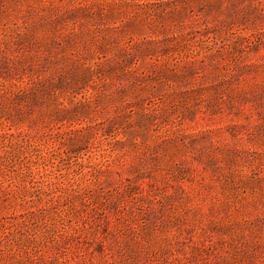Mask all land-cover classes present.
I'll use <instances>...</instances> for the list:
<instances>
[{
	"label": "rangeland",
	"instance_id": "374dc122",
	"mask_svg": "<svg viewBox=\"0 0 264 264\" xmlns=\"http://www.w3.org/2000/svg\"><path fill=\"white\" fill-rule=\"evenodd\" d=\"M0 264H264V0H0Z\"/></svg>",
	"mask_w": 264,
	"mask_h": 264
}]
</instances>
